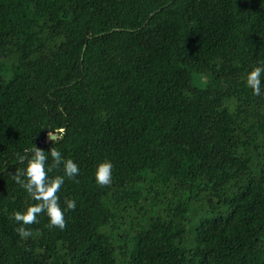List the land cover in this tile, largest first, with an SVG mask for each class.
Instances as JSON below:
<instances>
[{"label": "trees", "instance_id": "16d2710c", "mask_svg": "<svg viewBox=\"0 0 264 264\" xmlns=\"http://www.w3.org/2000/svg\"><path fill=\"white\" fill-rule=\"evenodd\" d=\"M258 66L264 0H0V264H264ZM35 147L79 166L76 209L21 239Z\"/></svg>", "mask_w": 264, "mask_h": 264}, {"label": "clouds", "instance_id": "9594fccd", "mask_svg": "<svg viewBox=\"0 0 264 264\" xmlns=\"http://www.w3.org/2000/svg\"><path fill=\"white\" fill-rule=\"evenodd\" d=\"M262 75H264V67H255L246 75V85L251 88L253 95L262 96ZM63 131V130H60ZM56 131H49V139L52 143L62 139ZM49 155L51 164H48ZM19 163H24L25 167L17 169L12 179L20 185L35 203L26 208L25 211H14L9 219L14 220L19 226L15 228L21 239H27L32 236L30 225L39 223L38 216L44 214L48 217V227L59 228L64 230L66 227L65 210H75L76 201L73 199H65L66 209H62L60 205V197L58 193L65 182V178L75 180L79 175V166L72 160L66 159L62 153L55 147L45 150L35 147L31 150V154L18 156ZM54 169H60L62 175L50 177L49 173ZM113 164L104 160L97 164L94 177L95 182L100 187L110 186L112 183ZM78 182V181H76Z\"/></svg>", "mask_w": 264, "mask_h": 264}, {"label": "water", "instance_id": "95a60500", "mask_svg": "<svg viewBox=\"0 0 264 264\" xmlns=\"http://www.w3.org/2000/svg\"><path fill=\"white\" fill-rule=\"evenodd\" d=\"M57 134H58V133H57ZM47 137H48L47 139L49 140V132H48V134H47Z\"/></svg>", "mask_w": 264, "mask_h": 264}]
</instances>
